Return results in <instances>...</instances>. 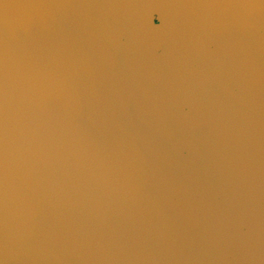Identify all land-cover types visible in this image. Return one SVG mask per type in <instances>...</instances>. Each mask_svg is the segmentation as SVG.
Instances as JSON below:
<instances>
[{"label":"water","instance_id":"95a60500","mask_svg":"<svg viewBox=\"0 0 264 264\" xmlns=\"http://www.w3.org/2000/svg\"><path fill=\"white\" fill-rule=\"evenodd\" d=\"M0 264H264V0H0Z\"/></svg>","mask_w":264,"mask_h":264},{"label":"snow or ice","instance_id":"6c2138e0","mask_svg":"<svg viewBox=\"0 0 264 264\" xmlns=\"http://www.w3.org/2000/svg\"><path fill=\"white\" fill-rule=\"evenodd\" d=\"M151 2V0H145V3H149ZM155 11H152V13H154Z\"/></svg>","mask_w":264,"mask_h":264}]
</instances>
